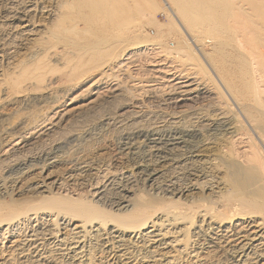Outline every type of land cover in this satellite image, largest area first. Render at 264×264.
Segmentation results:
<instances>
[{
  "label": "bare ground",
  "instance_id": "obj_1",
  "mask_svg": "<svg viewBox=\"0 0 264 264\" xmlns=\"http://www.w3.org/2000/svg\"><path fill=\"white\" fill-rule=\"evenodd\" d=\"M169 2L171 16L180 23L200 20L202 24L213 26L221 17L232 19L239 33L249 26V19L242 17L239 20L245 29L237 24L240 11H235L242 5L235 8L224 0ZM260 7L252 6L259 11L258 16L264 14V8ZM143 13V0H0V104L9 101L30 105L32 92L38 86L45 93L49 91L47 95L38 94L42 95L40 99H46L53 96L51 83L57 88L55 93L69 97L87 71L94 70L91 75L97 74L83 78L87 81L125 73L129 61L147 47L139 41L131 47L127 45L131 33L129 20L134 17L140 29ZM259 18L264 20V16ZM181 26L186 29L182 23ZM246 38L247 35L239 40L243 47ZM204 44L196 45L201 50ZM114 46L116 48L112 49ZM263 49L264 43L261 55ZM178 52L185 53L183 49ZM94 57L99 58L90 66L80 62ZM70 60H73L72 65L68 64ZM256 62L258 69L264 68L262 61ZM58 64L67 65L66 70L57 73ZM170 89L168 100L194 90ZM61 113L54 108L42 117L30 115L17 135L9 130L3 141L1 130L0 152L5 153L16 137L27 138L55 126L62 119ZM3 115L0 108V118ZM249 124L253 126L250 121ZM205 125L207 134H202L200 129H150L128 132L119 139V145L148 176L154 178L172 169L175 177L195 180L184 190L188 197L202 192L201 185L207 186L210 196L191 203L173 197L159 210L143 209L145 203L132 198L129 190L132 184L128 186L131 179L117 170L108 171L104 183L91 189L93 201L100 207L104 202L110 203L115 208L112 212L93 209L99 206L87 199L61 195L67 186L88 187L100 178V170L85 156V140L80 137L66 141L41 160L34 158L9 168L6 175L0 177V264L14 261L18 264H79L92 254L93 247L111 250L116 243L119 244L116 246L118 255L125 261L132 258L131 246L137 252L158 253L167 261L188 249L190 255L196 256V249L205 244L197 241L194 237L197 235L213 243L223 240L235 264H264V183L254 181L253 175H249V170L255 166L251 157L246 160L247 165L242 166L230 152L217 153L219 145L227 139L241 143L242 135L236 125L225 120ZM115 181H127L128 187L111 197L107 189ZM200 181L209 182L201 184ZM15 194L31 197L20 200L12 197ZM129 207L133 211L129 217L118 214L122 208ZM60 225H75L74 240L69 248L64 247L66 239L58 233ZM184 231L192 235L191 241L187 239L188 234H182ZM211 234L217 237L212 238ZM89 242L94 246L89 248Z\"/></svg>",
  "mask_w": 264,
  "mask_h": 264
},
{
  "label": "rangeland",
  "instance_id": "obj_2",
  "mask_svg": "<svg viewBox=\"0 0 264 264\" xmlns=\"http://www.w3.org/2000/svg\"><path fill=\"white\" fill-rule=\"evenodd\" d=\"M143 3L144 13L140 16L142 26L140 29L137 28L134 17L129 20L131 33L127 45L131 47L132 43L139 41L147 47L129 61L127 65L129 68L125 73H115L100 80L95 78L87 81L88 79L83 78L97 75H91L94 70L87 71L86 76L79 79V87L71 92L72 95L69 97L62 96L61 92L60 95L55 93L57 88L51 83L50 91L53 96L40 99L42 95L38 94L47 95L49 91L45 93L40 90L43 88L38 86L32 92L33 99L30 105L2 101L0 108L4 115L0 118V132L3 131L1 141L6 138V132L9 130L14 134L19 133V127L30 115L42 117L57 108L59 113L62 112L60 116L63 120L60 122L57 120L55 126H49L50 129L43 132H34L33 135H29L30 137H16L13 145L5 149V153L0 152V177L5 176L7 170L15 164L28 162L34 158L37 161L41 160L44 155L53 152L66 141L80 137L85 140L84 153H87L85 156L100 170V178L88 187L67 186L61 195L87 199L99 206L94 205L93 209L112 212L115 208L110 203L104 202L103 207H100L99 203L93 201L91 189L104 183L103 178L108 171L117 170L131 179L128 186L132 184L130 185L132 188L129 189L132 198L145 203L143 209L159 210L173 197L186 203L195 202L197 199L202 200L205 196H210L211 192L207 186L201 185L204 187V189L201 187L202 192L188 197L184 190L192 182H196L195 180L175 177L172 169L163 171L154 178L148 176V173L137 167L130 153L119 145V139L128 132L150 129L174 128L181 131L200 129L202 134H207L208 127L205 125L207 122L225 120L226 123L237 126V132L242 135V140L238 144L227 139L219 145L217 153L221 155L224 151L230 152L242 166L247 165L246 160L251 157L256 167L249 170V175H253L254 181L264 183V68L258 69L256 62L260 60L262 64L264 63V52L261 55L264 20L259 18L264 14L258 16L259 11L252 8L254 5L257 7L261 5L260 8H264L262 7L264 3L261 0H224L225 4L234 5L235 8L242 5L241 9L235 11L236 13L240 11L236 21L245 29L239 19L240 17L244 20L249 19L247 21L249 26L241 33L236 31L232 19L221 17L213 26L202 24L200 20L188 23L182 20L185 31L180 21L171 16L167 5L171 4L169 0H143ZM246 35L243 47L239 40ZM198 42L205 43L201 50L197 48ZM115 48L114 46L112 49ZM179 49H183L185 53L178 52ZM98 58L94 57L92 60L84 58L80 62L90 66ZM68 64L72 65L73 60ZM56 66H58L55 67L56 71L60 70L57 73H60L66 70L67 65ZM89 75L91 76L88 77ZM170 87L177 91L194 90L177 99L168 100ZM246 146H249L247 152ZM128 186L127 181H115L107 189L108 195L115 197L118 191L121 192ZM12 197L22 200L31 195L15 194ZM131 208H122L118 214L129 217L133 212ZM74 230L76 231L75 225L59 226L58 233L66 239L64 247H70L75 236ZM182 234H188L187 239L191 241V234L186 231ZM197 236H194L197 241L205 244L203 248L196 249V256L190 255L188 249L183 254H174L167 262L158 253L137 252L131 246L132 258L125 261L118 255L116 246L119 244L116 243L115 248L111 250L93 247L92 254L90 253L86 261L79 264L132 262V264H235L227 254V245L223 240H216L213 243L205 236ZM211 236L217 237L215 234ZM196 244L199 245L198 242ZM87 245L89 248L94 246L90 242ZM13 264L18 263L14 261Z\"/></svg>",
  "mask_w": 264,
  "mask_h": 264
}]
</instances>
